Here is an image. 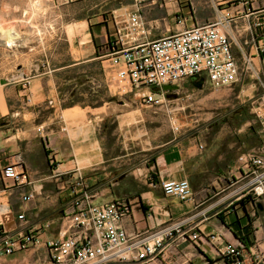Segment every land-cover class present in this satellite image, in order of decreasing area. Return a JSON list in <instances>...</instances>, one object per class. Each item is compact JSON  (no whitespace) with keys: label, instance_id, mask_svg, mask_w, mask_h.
I'll list each match as a JSON object with an SVG mask.
<instances>
[{"label":"crops","instance_id":"crops-1","mask_svg":"<svg viewBox=\"0 0 264 264\" xmlns=\"http://www.w3.org/2000/svg\"><path fill=\"white\" fill-rule=\"evenodd\" d=\"M252 4L264 7V0H252ZM122 12L115 11L113 17ZM113 17L106 24L97 22L88 33L82 56L54 65L50 75H35L29 84L20 80L0 87V199H5L0 204V225L6 231L19 229L38 235V242L25 251L0 254V264H50L46 242L60 237L65 228L61 220L72 210L69 188L75 174L85 175L95 192L94 202L120 200L130 206L131 214L122 222L129 233L194 215L200 239L168 245L152 264H229L222 254L224 245H239L247 237L252 245L244 244L245 264H264V201L259 210L246 199L241 205L231 194V183L245 172L234 156L223 162L221 154L216 156L219 150L178 141L161 148L150 145V154L140 159L135 153H116L104 142L103 136L121 129L131 114L116 115L115 125L109 129L110 103L92 106L84 101L92 62L100 61L104 70H113L108 60L99 58L113 34ZM176 87L170 93L172 105L185 90L203 88L191 80ZM9 164L18 165L31 183L16 186L4 180L2 169ZM184 179L190 183L191 199L182 201L163 193L162 181ZM28 193L34 198L24 202L22 196ZM21 213L26 216L23 224L17 219ZM46 224H50L47 229ZM212 233L220 234L221 239H209Z\"/></svg>","mask_w":264,"mask_h":264},{"label":"built area","instance_id":"built-area-1","mask_svg":"<svg viewBox=\"0 0 264 264\" xmlns=\"http://www.w3.org/2000/svg\"><path fill=\"white\" fill-rule=\"evenodd\" d=\"M134 1L131 11L113 17L114 33L99 57L108 60L115 70L112 86L117 95L135 98L143 107L168 109L172 99L171 91L163 89L166 85L179 86L196 77L219 89L249 77L258 90L254 112L264 134V7H254L252 0H208L215 14L212 19L186 25L187 19L179 13L177 17L183 23L180 30L152 39L144 8H166L168 4L180 7L179 0H162L160 4L159 0ZM23 80L28 84L30 79ZM238 162L245 172L231 183V194L239 201L249 200L258 209L257 204L264 201V150L245 152ZM1 175L16 186L31 183L16 164L5 166ZM160 185L166 196L191 199L187 179L162 181ZM69 191L72 210L62 216L65 228L60 230V237L46 242L50 264H152L159 261L168 245L200 239L194 215L129 233L122 222L130 216V206L120 200L94 202L95 192L83 174H75ZM33 198L32 193L22 196L24 202ZM17 219L26 222L23 213ZM49 227L46 224L44 228ZM208 238L217 241L221 235L212 233ZM37 242L34 232L6 231L0 225V254L25 251ZM244 248L243 243H226L222 254L229 264H245Z\"/></svg>","mask_w":264,"mask_h":264},{"label":"rangeland","instance_id":"rangeland-1","mask_svg":"<svg viewBox=\"0 0 264 264\" xmlns=\"http://www.w3.org/2000/svg\"><path fill=\"white\" fill-rule=\"evenodd\" d=\"M134 3V0H0V87L17 83L23 77L50 75L54 65L82 56L88 33L96 28L97 22L105 23L115 11L122 12V7ZM179 4L180 7L168 4L161 9L157 5L144 8V20L152 26L150 38L180 30L183 23L177 17L179 13L189 14L186 25L203 23L215 15L208 0H179ZM10 36L14 37L11 46L6 44ZM98 62H92V78L84 87L87 92L84 101L92 106L110 103L112 114L106 121L109 129L114 127L116 115L131 112L121 129L103 136L106 145L112 146L116 153H135L141 159L150 154V145L161 148L178 141L201 143L203 150L208 145L214 151L219 150L216 156L221 154L222 161L231 156L238 160L250 150L263 152V125L254 112L258 90L253 79L246 77L231 87L219 89L208 84L201 90L189 88L170 108L155 109L141 106L135 98L117 95L112 86L115 70L109 67L104 70ZM4 201L0 199V204Z\"/></svg>","mask_w":264,"mask_h":264},{"label":"water","instance_id":"water-1","mask_svg":"<svg viewBox=\"0 0 264 264\" xmlns=\"http://www.w3.org/2000/svg\"><path fill=\"white\" fill-rule=\"evenodd\" d=\"M191 81L198 88H202L203 85H204V80L203 79L198 80L196 77H194V78H191ZM163 89L165 91H174V90L177 89V87L176 86H171V85H166V86L163 87ZM172 97L174 98V97H176V95L172 94ZM257 207H258L259 210H262L263 209V204L260 202V203L257 204Z\"/></svg>","mask_w":264,"mask_h":264},{"label":"bare ground","instance_id":"bare-ground-1","mask_svg":"<svg viewBox=\"0 0 264 264\" xmlns=\"http://www.w3.org/2000/svg\"><path fill=\"white\" fill-rule=\"evenodd\" d=\"M6 44L9 45V46H11L12 44H14V37L10 36L9 39L6 41ZM5 210H6V208H4V211ZM2 211H3V209H2Z\"/></svg>","mask_w":264,"mask_h":264},{"label":"trees","instance_id":"trees-1","mask_svg":"<svg viewBox=\"0 0 264 264\" xmlns=\"http://www.w3.org/2000/svg\"><path fill=\"white\" fill-rule=\"evenodd\" d=\"M240 203H241V205L244 204L243 201H241ZM242 243H243V244H251V245H252V243L248 241V237H247V238H242Z\"/></svg>","mask_w":264,"mask_h":264}]
</instances>
